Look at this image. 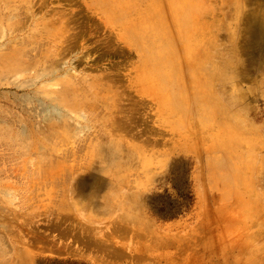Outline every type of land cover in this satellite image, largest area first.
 Returning a JSON list of instances; mask_svg holds the SVG:
<instances>
[{"label": "rangeland", "instance_id": "obj_1", "mask_svg": "<svg viewBox=\"0 0 264 264\" xmlns=\"http://www.w3.org/2000/svg\"><path fill=\"white\" fill-rule=\"evenodd\" d=\"M44 258L264 264V0H0V264Z\"/></svg>", "mask_w": 264, "mask_h": 264}, {"label": "trees", "instance_id": "obj_2", "mask_svg": "<svg viewBox=\"0 0 264 264\" xmlns=\"http://www.w3.org/2000/svg\"><path fill=\"white\" fill-rule=\"evenodd\" d=\"M172 170L169 180L172 182L173 192L170 193L168 189H165L162 193L151 194L147 200L150 214L163 222L177 220L187 215L194 204L189 165L187 163H182L179 169H175L176 172ZM38 264L87 263L76 259L44 258L41 259Z\"/></svg>", "mask_w": 264, "mask_h": 264}, {"label": "bare ground", "instance_id": "obj_3", "mask_svg": "<svg viewBox=\"0 0 264 264\" xmlns=\"http://www.w3.org/2000/svg\"><path fill=\"white\" fill-rule=\"evenodd\" d=\"M46 110V109H45Z\"/></svg>", "mask_w": 264, "mask_h": 264}]
</instances>
